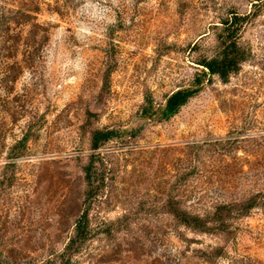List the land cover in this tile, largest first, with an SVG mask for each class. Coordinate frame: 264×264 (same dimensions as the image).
I'll list each match as a JSON object with an SVG mask.
<instances>
[{
	"label": "rangeland",
	"instance_id": "obj_1",
	"mask_svg": "<svg viewBox=\"0 0 264 264\" xmlns=\"http://www.w3.org/2000/svg\"><path fill=\"white\" fill-rule=\"evenodd\" d=\"M264 3V0H263ZM250 0H0V264H264V6L250 51L167 122L214 26ZM120 137L90 149L95 130ZM89 238L59 258L84 206ZM253 208L247 210V206ZM197 216L181 225L174 210Z\"/></svg>",
	"mask_w": 264,
	"mask_h": 264
},
{
	"label": "trees",
	"instance_id": "obj_2",
	"mask_svg": "<svg viewBox=\"0 0 264 264\" xmlns=\"http://www.w3.org/2000/svg\"><path fill=\"white\" fill-rule=\"evenodd\" d=\"M253 11L247 15H239L231 12L225 19L214 26L215 51L210 57H201L196 65L198 72L194 75L191 85L187 88L178 89L166 95L163 104L157 105L152 97L147 95L141 107L140 117L144 121L154 123L167 122L173 118L180 109L191 99L196 97L203 89L204 84L209 83L212 78H217L222 84L228 82L229 78L236 75L241 66L249 59L250 51L240 41V34L244 25L252 18H255L263 8V0H250ZM120 132L114 130H95L90 135V149L94 153L104 144L113 139L119 138ZM95 155H91L90 161L84 167V180L86 191L83 204L86 208L74 224L73 235L68 240L59 258L67 262L78 253L89 238L88 212L89 202L95 196ZM253 208V204L247 206V210ZM173 217L183 226L203 230L205 224L197 216H191L185 211L174 210Z\"/></svg>",
	"mask_w": 264,
	"mask_h": 264
}]
</instances>
